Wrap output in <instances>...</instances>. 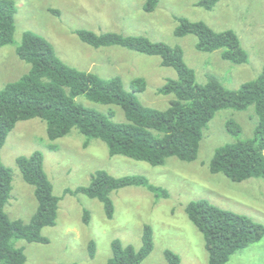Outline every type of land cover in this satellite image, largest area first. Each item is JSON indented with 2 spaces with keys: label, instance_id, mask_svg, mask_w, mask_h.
<instances>
[{
  "label": "rangeland",
  "instance_id": "1",
  "mask_svg": "<svg viewBox=\"0 0 264 264\" xmlns=\"http://www.w3.org/2000/svg\"><path fill=\"white\" fill-rule=\"evenodd\" d=\"M13 1L15 32L12 44L0 48V90L30 69L16 54L23 34L28 31L47 40L68 66L94 73L104 80L119 77L125 90L134 94L141 104L158 110H165L173 98L157 93L167 79L177 77L173 69L161 66L157 56H145L117 46L93 48L81 42L76 32L144 36L153 42L179 47L198 84L215 77L229 90L254 81L264 65V0H222L210 11L197 7L198 0H159L153 13L143 11L145 0ZM177 18L204 22L216 32L233 31L248 55L247 62L236 65L226 61L221 57L222 50L198 51L195 36L174 35ZM136 79L145 80L144 92L133 93L132 83ZM76 102L103 114L112 113L115 122H124L119 106L95 103L85 96L77 97ZM229 121L241 127L239 137L227 132ZM256 123L253 106L245 111H219L203 131L195 161L169 158L157 167L122 156L110 157L106 144L100 140L92 139L85 147L87 137L76 129L52 141L47 137L44 121L36 118L17 123L1 149V161L11 170L13 178L5 208L8 217L27 224L37 210L34 187L24 181L16 164L17 158L29 157L35 152L42 153L45 172L60 202L55 226L41 232L49 243L16 240V247L24 249L26 264H107L115 240L139 250L143 227L149 225L153 230L154 248L142 264H168L163 255L165 250L176 253L180 264H207L203 236L186 214L189 203L206 200L264 225V178L234 183L209 169L219 147L253 139ZM98 171L116 178L144 176L168 196L156 197L142 187L115 191L111 194L115 213L108 220L98 200L74 192L88 187ZM85 211L90 212L88 224L84 222ZM91 242L94 243L93 258L89 255ZM227 264H264V237L234 254Z\"/></svg>",
  "mask_w": 264,
  "mask_h": 264
},
{
  "label": "trees",
  "instance_id": "2",
  "mask_svg": "<svg viewBox=\"0 0 264 264\" xmlns=\"http://www.w3.org/2000/svg\"><path fill=\"white\" fill-rule=\"evenodd\" d=\"M222 0H198L199 8L212 10ZM159 0H145L143 11L153 13ZM54 14L56 12L53 11ZM16 4L0 0V48L12 44L15 32ZM176 37L193 35L196 49L212 53L222 50V59L236 65L245 64L247 53L233 31L216 32L204 22L177 18ZM79 40L93 48L121 47L145 56H157L161 66L173 69L177 77L167 79L157 91L159 95L173 96L165 110L141 104L125 90L122 80L113 77L104 80L91 72L79 71L65 64L54 47L41 36L25 32L16 49L18 58L30 65L27 74L0 90V264H26L23 248L16 240L29 244H48L42 236L44 228L56 224L60 198L44 169L41 152L19 157L16 164L24 181L34 187L37 210L29 223L11 220L6 205L12 190V173L1 161V149L17 123L40 119L46 123L47 137L54 141L76 129L87 137L85 147L92 139L104 142L110 157L122 156L153 167L162 166L169 158L193 162L198 157L203 131L222 110L245 111L253 106L257 123L253 139L238 140L219 147L209 164L213 174H223L234 183L252 178H264V65L259 76L237 90H229L215 77L205 84L196 82L194 71L187 66L181 48L162 42H153L144 36H123L107 32L96 34L89 30L76 32ZM133 93L146 89L143 79L132 83ZM85 96L92 102L119 106L124 122H115L113 114H103L76 102ZM229 134L239 137L241 127L234 121L226 124ZM128 187H142L156 197H167L166 191L150 184L144 176L113 177L105 171L92 176L88 187L74 192L98 200L108 220L113 219L115 208L111 194ZM186 214L204 239L207 264H227L237 252L259 243L264 237V225L249 217L223 210L206 200L193 201ZM90 212L85 211L84 222L89 223ZM112 257L107 264H142L153 252V230L143 227L142 246H124L119 240L112 245ZM94 257V243L89 245ZM168 264H180V257L171 250L163 252Z\"/></svg>",
  "mask_w": 264,
  "mask_h": 264
}]
</instances>
